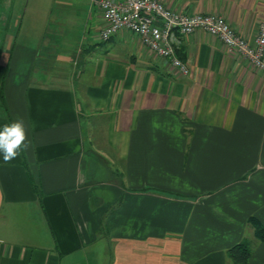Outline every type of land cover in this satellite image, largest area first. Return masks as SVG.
<instances>
[{"label": "crops", "instance_id": "obj_1", "mask_svg": "<svg viewBox=\"0 0 264 264\" xmlns=\"http://www.w3.org/2000/svg\"><path fill=\"white\" fill-rule=\"evenodd\" d=\"M217 14L250 44L264 0H158ZM90 0H0V264H264V71L217 36L168 59L126 29L103 41Z\"/></svg>", "mask_w": 264, "mask_h": 264}, {"label": "built area", "instance_id": "obj_2", "mask_svg": "<svg viewBox=\"0 0 264 264\" xmlns=\"http://www.w3.org/2000/svg\"><path fill=\"white\" fill-rule=\"evenodd\" d=\"M102 12L103 41L122 29L140 37L142 45L155 55L168 59L183 75L187 66L177 57L182 39L196 31L217 36L228 53H237L264 71V24L258 29L255 43L250 44L217 14L187 15L167 8L158 0H90Z\"/></svg>", "mask_w": 264, "mask_h": 264}, {"label": "clouds", "instance_id": "obj_3", "mask_svg": "<svg viewBox=\"0 0 264 264\" xmlns=\"http://www.w3.org/2000/svg\"><path fill=\"white\" fill-rule=\"evenodd\" d=\"M31 142L22 119L3 125L0 128V153L5 162L15 159L22 151L27 150Z\"/></svg>", "mask_w": 264, "mask_h": 264}, {"label": "trees", "instance_id": "obj_4", "mask_svg": "<svg viewBox=\"0 0 264 264\" xmlns=\"http://www.w3.org/2000/svg\"><path fill=\"white\" fill-rule=\"evenodd\" d=\"M248 222L253 227L255 237L264 243V225L253 217H250ZM227 256L230 264H249L250 250L247 244L241 242L230 247L227 250Z\"/></svg>", "mask_w": 264, "mask_h": 264}, {"label": "rangeland", "instance_id": "obj_5", "mask_svg": "<svg viewBox=\"0 0 264 264\" xmlns=\"http://www.w3.org/2000/svg\"><path fill=\"white\" fill-rule=\"evenodd\" d=\"M253 228V227H252Z\"/></svg>", "mask_w": 264, "mask_h": 264}]
</instances>
